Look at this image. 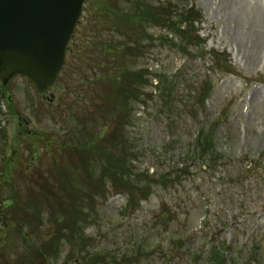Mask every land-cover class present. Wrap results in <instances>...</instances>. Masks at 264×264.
Instances as JSON below:
<instances>
[{"label": "rangeland", "instance_id": "374dc122", "mask_svg": "<svg viewBox=\"0 0 264 264\" xmlns=\"http://www.w3.org/2000/svg\"><path fill=\"white\" fill-rule=\"evenodd\" d=\"M136 1L161 3H85L45 95L22 75L0 81V264L44 252L51 264H211L222 241L220 262L264 264V0H197L204 50L191 55L177 50L183 25L164 45L135 34L126 52ZM212 121L217 161L204 167L189 149Z\"/></svg>", "mask_w": 264, "mask_h": 264}, {"label": "water", "instance_id": "95a60500", "mask_svg": "<svg viewBox=\"0 0 264 264\" xmlns=\"http://www.w3.org/2000/svg\"><path fill=\"white\" fill-rule=\"evenodd\" d=\"M85 0H0V77H31L39 90L60 72Z\"/></svg>", "mask_w": 264, "mask_h": 264}, {"label": "trees", "instance_id": "16d2710c", "mask_svg": "<svg viewBox=\"0 0 264 264\" xmlns=\"http://www.w3.org/2000/svg\"><path fill=\"white\" fill-rule=\"evenodd\" d=\"M174 1H178V0H168L167 2H163L161 0V3L157 5L153 3H147V2H144L143 4L139 1L134 2L135 10L130 11L131 14L129 16H124V17L127 18L126 22L129 21L128 24L134 25L133 27H135L137 31L128 30L130 26V25L128 26V24L122 27V24L119 23V21L121 22L120 10L111 9V12H113V15L120 16L118 24H117L118 28L120 30H124V28H125V31L128 30L126 32L127 39H128L127 44L124 45L126 52H127V48H129L132 45H133V49H138L141 46L139 43L142 41V38H137L135 34H137L139 37L145 38V32H144L145 26H143L145 23H149L151 25L154 24L156 26L166 28L174 33H176L177 29H179L178 26L181 27L184 23H186V30H183L182 32L180 30L179 32V33H182L183 42H185L186 45H192V43L194 45L197 44L199 39L196 42L195 40L199 36L193 33L192 26H193L194 21L199 20L198 11L195 10L196 8L194 7V5H192L190 8L181 7L179 4H174ZM182 1H185V0H182ZM114 4H116V2H114ZM164 6H166V8H164ZM111 12H107V13H111ZM115 49L119 51L118 53L123 54L124 49L123 47H120V45L117 47L115 45ZM215 135H216V128H215V125L214 126L212 125L210 130L207 133H205L204 144H202L201 140H198V147L196 148L197 151H200L204 154L211 152L215 148ZM187 170L188 168L183 167L180 169V173L186 172ZM165 173L166 175L168 174V172H165ZM123 181L125 182V180ZM141 190L142 189H140V191ZM223 245L224 244L218 245L221 250H223ZM219 248H216L212 252L211 260L213 263L211 264H224L223 260L220 262L217 259V253L220 252V250H217V249Z\"/></svg>", "mask_w": 264, "mask_h": 264}]
</instances>
